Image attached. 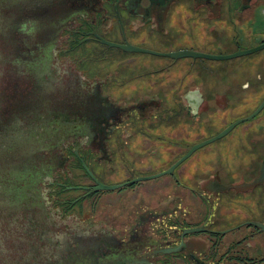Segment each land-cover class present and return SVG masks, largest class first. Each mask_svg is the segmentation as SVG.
I'll return each instance as SVG.
<instances>
[{"label":"flooded vegetation","instance_id":"flooded-vegetation-1","mask_svg":"<svg viewBox=\"0 0 264 264\" xmlns=\"http://www.w3.org/2000/svg\"><path fill=\"white\" fill-rule=\"evenodd\" d=\"M261 46L264 0H0V264H264Z\"/></svg>","mask_w":264,"mask_h":264},{"label":"water","instance_id":"water-1","mask_svg":"<svg viewBox=\"0 0 264 264\" xmlns=\"http://www.w3.org/2000/svg\"><path fill=\"white\" fill-rule=\"evenodd\" d=\"M110 46H115V47H118L120 49H123V50H127V51H131V52H141V53H152L150 51H146V50H142V49H139V48H136V47H133V46H130V45H127V46H120V45H115V44H109ZM264 46H261V47H257L255 49H252V50H248V51H245V52H241L240 54L241 55H246V54H250V53H253L261 48H263ZM168 56H171V57H178V56H193V57H201V58H207V59H212V60H226V59H230V58H233L235 57L236 55H229V56H210V55H199V54H194V53H191V52H188V51H184V52H178V53H175V54H170ZM264 106V103L260 106V108L254 113L256 114L257 112H259V110H261V108ZM254 114L252 116H250L249 118L245 119V120H240V121H237L235 123H233L232 125H230L229 127H227L221 134L217 135L216 137L212 138V139H209L199 145H196L189 153L187 156H189L194 150H196L197 148L201 147V146H205L206 144H209L213 141H215L216 139H219L221 137H223L224 135H226L234 126H236L237 124L243 122V121H246V120H249L250 118H252L254 116ZM186 156V157H187ZM167 172H170L167 171ZM163 174H166L165 173H162L161 175ZM157 176H160V175H157ZM101 189H107L108 187H105V186H100ZM12 226L13 223L12 222H6V223H3V222H0V235H3V238L6 239V242H9L10 240V237L6 235V233L2 232V229L6 228V226ZM255 226L258 227L261 231L264 232V226L259 224V223H255ZM10 233V232H9ZM166 253H168L167 251H165ZM3 258H6L7 256L5 254H3ZM12 261V260H11ZM15 261H17V259H15Z\"/></svg>","mask_w":264,"mask_h":264},{"label":"rangeland","instance_id":"rangeland-1","mask_svg":"<svg viewBox=\"0 0 264 264\" xmlns=\"http://www.w3.org/2000/svg\"><path fill=\"white\" fill-rule=\"evenodd\" d=\"M183 40H184V38H183ZM142 58H144V57H142ZM145 60H147L148 58H144ZM235 153V152H234ZM234 153H233V155H232V159H234V158H236V155H234ZM261 241H263V239H260Z\"/></svg>","mask_w":264,"mask_h":264}]
</instances>
